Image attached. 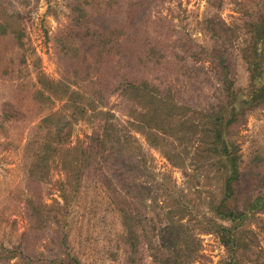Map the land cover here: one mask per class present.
<instances>
[{
	"label": "rangeland",
	"instance_id": "1",
	"mask_svg": "<svg viewBox=\"0 0 264 264\" xmlns=\"http://www.w3.org/2000/svg\"><path fill=\"white\" fill-rule=\"evenodd\" d=\"M131 3L135 22L159 43L156 57L166 58L146 64L145 77L157 83L152 77L165 72L179 86L181 66L206 72L210 54L223 52L234 98L229 89L221 94L214 75L181 89L175 114L166 115L140 95L123 98L116 75L104 76L101 97L84 96L77 118L68 91L88 89L72 82L92 73L90 41L122 22ZM209 21L225 24L228 37L210 36ZM262 30L264 0H0V264H155L167 209L185 217L193 236L190 264H264V214L249 211L264 196V103H243L264 84ZM253 36L263 53L257 76L247 70ZM232 109L235 122L215 142L235 149L237 179L223 202L246 214L235 227L209 212L223 200L227 172L213 155L203 160L210 134L203 138L201 119L206 110L227 118ZM181 116V130H172ZM116 206L138 213L125 221L137 233V256L120 237ZM215 222L242 245L232 257L219 235L202 231Z\"/></svg>",
	"mask_w": 264,
	"mask_h": 264
},
{
	"label": "trees",
	"instance_id": "2",
	"mask_svg": "<svg viewBox=\"0 0 264 264\" xmlns=\"http://www.w3.org/2000/svg\"><path fill=\"white\" fill-rule=\"evenodd\" d=\"M135 3L137 2H134V5ZM130 5L131 6L127 7L124 12V18H121L122 22L118 21L114 24L113 28L110 27L109 29L99 30L90 41L92 43L90 47H92L93 50L91 51V57L88 60L89 64L87 68L91 70L92 73L89 74L88 72L82 76V78H78L76 74H74L77 81H73L72 84H88V89L86 91L83 90L84 93L79 91L81 89H78L77 92L68 91V107L73 109V114L77 115V118L86 112V107L78 103L84 99V96L89 98L95 97L93 101L101 97L99 95H101L102 90L105 88L104 86L107 84L104 76H111L112 78V76L116 75V90L123 98H127L130 95H140L143 102H147L153 107H161L166 115L175 114L178 103L177 99L181 97V89L184 90L186 86L195 89V85L199 86L201 82L210 83L209 80L211 77H214V75L217 77L219 84L218 89L221 94L229 89L228 99L234 98V94L229 88L231 84L228 82V60L226 54H223V52L218 55L210 54L208 57L210 67L206 72L202 66L198 67L195 64L181 66V74H184L186 82L183 84L181 83L182 85L179 86H175V84L172 83L173 80L167 77L168 75L165 74V72L156 78L152 77L153 80L159 81L157 83H152V80L145 77L146 75L143 70L146 68L145 65L148 63L152 66L159 65L160 59H162L163 56L160 55L156 57L158 55L155 53V50L158 49L156 46L159 43L153 44L150 42L149 36L144 33V22L143 27L140 23L135 22V14L140 15V13H136L132 3ZM103 11L105 10H99L100 13ZM153 22L155 23L156 20ZM207 29L210 36L217 37L223 35V38L228 37V27L221 21H209ZM253 32L260 36L258 29L253 30ZM263 32L264 30L261 31V37H263ZM259 36H253L254 39L250 40L247 61V70L255 76L258 75L260 70L259 63H261V74L263 70L262 49L260 52L259 49L256 48L260 41ZM169 43L172 44L173 42ZM172 57L177 58L178 55L174 54ZM165 60L166 58L164 57L162 61ZM198 75L202 76V78H198ZM254 93L257 94L259 98L255 99L254 97L257 95L253 94V96L250 97L251 100L248 99L243 102L246 106H249L251 103L254 105L264 103V84L258 85ZM75 99L77 103H75ZM235 118L236 112L233 109L227 118L221 116L220 110L215 112L206 110L201 116V119L205 122L203 125V138L207 139L206 135L210 134V142L205 143L206 150L203 154V160L207 159L205 162H208V160H212L210 155H213L216 157L218 168L222 166L227 172L221 180L225 193L223 200L216 206H210L209 212L212 213L216 220L226 221L228 224L233 225V227H235V222L244 221L246 219L245 213L226 208L223 204L225 200L233 196L232 186L237 179L235 149L231 143L230 146L225 144V142H221L220 145H217L215 141L221 139V133L227 134V130L224 131L221 127H227L228 129L235 122ZM183 119L184 118L181 116L179 122L171 126L173 128L172 130L177 131V128L180 129L183 124ZM55 131L59 134V131ZM56 141H58V137ZM173 149H175V147ZM183 202L184 201L180 200V198H175L173 200L175 206L185 209L186 206L183 205ZM115 209L120 215V223L123 230L120 237L124 238L126 241L129 252L132 254L136 253L137 256V233L130 232V230L125 227V221L134 219L138 213L134 216H130L129 212H125L124 208H118V206H116ZM249 211H261L263 212L261 214H264V196L256 197L249 205ZM164 216L166 224L165 227L158 232L156 238L157 246L155 248L157 250L151 255L152 261L155 262V264H190L196 250L192 249L193 243L191 240L193 236L191 234L187 236L188 234L185 228L186 221H184L185 217L181 216L180 212L175 213L171 209H167ZM189 217L187 221L194 218L192 215ZM231 230L230 227L215 222L211 224L207 230L203 228L202 231H209L219 235L221 243L225 246H229L232 257L242 245L234 238L233 231L231 232ZM136 256L133 255V257Z\"/></svg>",
	"mask_w": 264,
	"mask_h": 264
}]
</instances>
